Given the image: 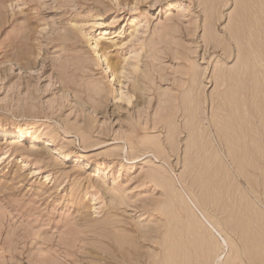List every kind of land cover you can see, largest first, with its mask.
Instances as JSON below:
<instances>
[{
	"label": "rangeland",
	"instance_id": "obj_1",
	"mask_svg": "<svg viewBox=\"0 0 264 264\" xmlns=\"http://www.w3.org/2000/svg\"><path fill=\"white\" fill-rule=\"evenodd\" d=\"M263 36L264 0H0V264H212L196 207L264 264Z\"/></svg>",
	"mask_w": 264,
	"mask_h": 264
},
{
	"label": "bare ground",
	"instance_id": "obj_2",
	"mask_svg": "<svg viewBox=\"0 0 264 264\" xmlns=\"http://www.w3.org/2000/svg\"><path fill=\"white\" fill-rule=\"evenodd\" d=\"M256 22V21H255ZM258 22H260V21H258ZM212 23V22H211ZM210 23V24H211ZM259 24H261V23H259ZM261 29H263V28H261ZM239 30H240V28H239ZM253 34V33H252ZM211 34H209V36H210ZM253 36H255V34H253ZM212 37V36H211ZM264 37V36H263ZM213 38L214 39H216V40H218V38H217V36H213ZM208 39V38H207ZM208 41V40H207ZM211 41V40H210ZM135 70H137L138 71V69H140L139 67H137L136 66V68H134ZM197 73V72H196ZM194 77H195V75H194ZM196 79V78H195ZM198 82V81H197ZM138 83V82H137ZM135 83L134 84V90H141L142 88V86L140 87V83ZM196 84V83H195ZM197 87V86H196ZM190 90V89H189ZM193 90H194V88H193ZM188 91V90H187ZM195 91V90H194ZM197 92V91H196ZM190 93H192V92H190ZM196 94V93H195ZM194 94V95H195ZM196 96V95H195ZM189 98V97H188ZM186 101H188V99L186 100ZM195 101H197V100H195ZM188 102H190V101H188ZM194 102V101H193ZM197 110V109H196ZM151 142V141H150ZM152 144H154V145H156L157 144V142H155V141H152L151 142ZM44 154V153H43ZM190 202V201H189ZM193 203V202H192ZM193 205H194V203H193ZM195 206V205H194ZM197 208V210L200 212V216L203 218V221H205L206 222V224H207V226L214 232V233H216L218 236H219V238H220V242H221V247H222V250H221V252H219V254L217 255V256H215V258H214V261H213V263L212 264H221V260L223 259V261L226 259L227 260V256H228V254H229V252L231 251L230 249V251L228 250V247H229V244H228V239H226V237L225 236H223V234L217 229V227H216V225L213 223V222H211L210 220H208L206 217H205V215L201 212V210H199V208L198 207H196ZM196 210V211H197ZM229 251V252H228ZM228 261V260H227ZM225 262V261H224ZM223 263V262H222Z\"/></svg>",
	"mask_w": 264,
	"mask_h": 264
}]
</instances>
